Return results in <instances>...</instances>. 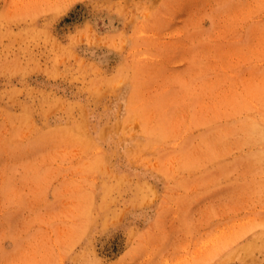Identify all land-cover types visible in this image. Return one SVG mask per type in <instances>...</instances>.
Returning a JSON list of instances; mask_svg holds the SVG:
<instances>
[{
    "label": "rangeland",
    "instance_id": "1",
    "mask_svg": "<svg viewBox=\"0 0 264 264\" xmlns=\"http://www.w3.org/2000/svg\"><path fill=\"white\" fill-rule=\"evenodd\" d=\"M0 264H264V0H0Z\"/></svg>",
    "mask_w": 264,
    "mask_h": 264
}]
</instances>
